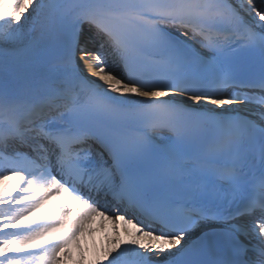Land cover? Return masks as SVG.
<instances>
[{"label": "snow or ice", "instance_id": "obj_1", "mask_svg": "<svg viewBox=\"0 0 264 264\" xmlns=\"http://www.w3.org/2000/svg\"><path fill=\"white\" fill-rule=\"evenodd\" d=\"M0 185V264H264V0H0Z\"/></svg>", "mask_w": 264, "mask_h": 264}, {"label": "bare ground", "instance_id": "obj_2", "mask_svg": "<svg viewBox=\"0 0 264 264\" xmlns=\"http://www.w3.org/2000/svg\"><path fill=\"white\" fill-rule=\"evenodd\" d=\"M2 186V185H0ZM99 225V218H97V223L95 225H93V227H97ZM110 229L111 226L109 225V232L108 233H101L100 231H97L94 237H88L87 238V244L88 246H91L93 241H95L96 245L99 246L100 244H107V236L110 235ZM121 232V236H124V226H121L120 229ZM91 258V257H90Z\"/></svg>", "mask_w": 264, "mask_h": 264}]
</instances>
